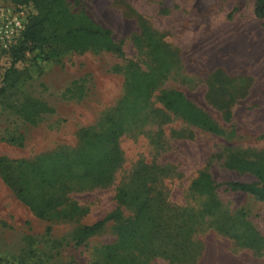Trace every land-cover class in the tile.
<instances>
[{"label":"rangeland","instance_id":"1","mask_svg":"<svg viewBox=\"0 0 264 264\" xmlns=\"http://www.w3.org/2000/svg\"><path fill=\"white\" fill-rule=\"evenodd\" d=\"M64 1L74 19L107 28L121 53L68 50L43 60L37 50H26L12 94L0 98V170L17 184L14 161L33 162L62 148L101 157L103 136L119 126L117 162L106 181L73 180L68 196L84 209L81 215L61 209L35 216L0 174V264H125V254L137 252L113 247L117 223L79 242L74 238L81 225L115 206L117 187L138 191L150 205L152 253L140 256L139 264H179L186 255L177 247L182 237L193 244L189 264H264V250L258 254L216 227L242 209L246 224L264 239V201L218 188L219 206L206 217L203 198L188 188L200 170L215 181L257 182L251 173L223 165L229 150L264 154V16L254 15V0ZM7 65L1 53L0 75ZM134 72L153 82L146 99L130 90ZM169 89L180 91L223 133L164 109L158 94ZM24 98L36 104L33 122L19 108ZM123 212L131 217L133 209Z\"/></svg>","mask_w":264,"mask_h":264},{"label":"trees","instance_id":"2","mask_svg":"<svg viewBox=\"0 0 264 264\" xmlns=\"http://www.w3.org/2000/svg\"><path fill=\"white\" fill-rule=\"evenodd\" d=\"M15 5H20L26 12L27 23L20 37L6 52L8 65L0 75V98L6 93L12 94L17 80L23 73V68L16 65L23 60L24 52L35 49L43 60L56 59L65 51H81L85 49L113 51L121 53L120 45L113 43L110 31L101 28L87 18L74 19L70 15L64 0H8ZM25 5H30V13ZM253 13L256 17L264 16V0H254ZM1 55V54H0ZM130 90L140 99H146V94L152 86V81L146 83V77L141 73H132L130 77ZM158 100L161 106L172 114L179 116L187 123L197 126L212 134H222V129L199 107L193 104L184 95L174 89L159 92ZM24 105L19 108L25 112L26 119L33 122L36 114V104L24 98ZM224 109V117L228 112L223 104H218ZM119 126L109 128L102 140L107 145L101 157L89 155L84 150L60 149L58 151L42 154L33 162L14 161L20 172L16 175L17 184L11 181L8 172L0 170L4 183L17 195L21 202L37 217H45L52 212L67 209L70 215H81L84 211L69 196L70 185L74 179L89 178L98 183L108 180L107 170L115 168L118 157L117 138L120 134ZM223 165L227 168L246 171L254 175L257 182H242L237 180L215 181L206 170H200L189 182V191L193 196L202 197L200 204L201 215L211 216L218 208L216 197L218 188L229 191L249 194L258 200L264 201V154L251 148L229 150L224 156ZM27 170L28 174L21 169ZM29 176V177H28ZM139 190V188H136ZM140 191V190H139ZM113 198L115 206L101 218L81 225L74 238L76 242L93 234L106 223H117V243L114 248L121 250H135L126 253L125 264H139V257H146L152 253L148 233L150 205L146 197L139 199V192L126 191L122 187L115 189ZM132 207L131 217H124L123 207ZM245 213L242 209L234 211L223 223L217 224V229L231 235L237 242L251 247L260 254L264 250V239L244 221ZM49 228H47L48 230ZM155 231H152V237ZM193 245L191 239L182 237L179 240L180 253L183 261L179 264H189L192 256L188 254V247ZM129 251V252H130ZM186 251V252H185ZM135 255V256H133ZM194 255V254H193Z\"/></svg>","mask_w":264,"mask_h":264},{"label":"built area","instance_id":"3","mask_svg":"<svg viewBox=\"0 0 264 264\" xmlns=\"http://www.w3.org/2000/svg\"><path fill=\"white\" fill-rule=\"evenodd\" d=\"M27 23V15L20 5L0 0V54L16 43Z\"/></svg>","mask_w":264,"mask_h":264}]
</instances>
